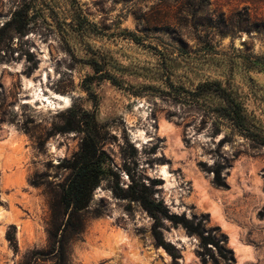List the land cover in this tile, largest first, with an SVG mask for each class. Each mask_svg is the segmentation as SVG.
<instances>
[{
  "label": "rangeland",
  "instance_id": "1",
  "mask_svg": "<svg viewBox=\"0 0 264 264\" xmlns=\"http://www.w3.org/2000/svg\"><path fill=\"white\" fill-rule=\"evenodd\" d=\"M24 80L38 87L32 103ZM206 83L264 138V0H0V207L14 218L0 220V264H53L34 254L60 222L50 205L87 126L104 175L68 264H203L199 240L166 210L205 218L228 264H264V144L230 125ZM54 94L69 106L50 105ZM118 233L124 247L95 256Z\"/></svg>",
  "mask_w": 264,
  "mask_h": 264
},
{
  "label": "trees",
  "instance_id": "2",
  "mask_svg": "<svg viewBox=\"0 0 264 264\" xmlns=\"http://www.w3.org/2000/svg\"><path fill=\"white\" fill-rule=\"evenodd\" d=\"M248 22L250 20L248 19ZM254 28L262 27V25L252 22ZM136 40V39H135ZM204 87L213 92L214 97L220 100L221 110L224 112V117L229 121L232 127L243 131L252 139L264 144V138L252 133L247 127L246 117L240 104L225 89L215 83H206ZM73 110V109H72ZM73 113L72 111H70ZM82 113L86 114V111ZM74 126L69 129H59V132L65 133L74 130L78 125L79 119L73 117ZM104 153L100 149V139L92 132L90 127H86L85 136L83 137L78 152L73 156L72 160L66 164L65 168L70 171L68 179L63 186L59 199L56 204L50 205L52 219L55 221L61 218L57 225H53L48 233V250L46 253L38 251L35 256H49L53 264H68L67 242L69 239H78L83 233L84 226L81 219V214L87 212L93 197L94 191L100 185L103 179L104 170ZM213 182L217 187H223L224 182L220 172H215ZM149 203L147 210L151 213ZM165 218L175 226H181L189 236H195L199 240L202 252L199 254L203 264H228L234 263L235 257L232 250L225 246L223 237H216L212 231L205 234L204 220L202 218L195 222L194 220L186 219L184 215L169 216L165 211ZM155 223L153 225V236L158 245H162L159 228L162 225V217L151 213ZM55 223V222H54ZM211 245V246H209ZM169 248L170 246H166ZM215 249L217 256L212 252Z\"/></svg>",
  "mask_w": 264,
  "mask_h": 264
},
{
  "label": "bare ground",
  "instance_id": "3",
  "mask_svg": "<svg viewBox=\"0 0 264 264\" xmlns=\"http://www.w3.org/2000/svg\"><path fill=\"white\" fill-rule=\"evenodd\" d=\"M23 85H24V88L26 90H29L30 94H28V96H25L26 100L29 99V101H27L28 103H32L35 99L37 100L38 97H39V94L37 93L38 92V87L36 84H33L31 81L29 80H24L23 81ZM41 98V97H40ZM44 98V97H43ZM42 99V98H41ZM40 99V100H41ZM46 98H44L45 100ZM58 102L59 105H62L63 108H67L69 106V99H66L64 97H62V95H58V94H54L53 97H52V100H49V99H46V101L50 104V105H54L55 102ZM69 101V102H68ZM56 105V104H55ZM140 137H142V134L140 133L139 134ZM159 172H160V175L163 176L166 180H167V170L165 167H161L159 169ZM167 177V178H166ZM0 220H4L6 222V224L8 222H12L14 221V218H12L9 214H7L3 208L0 207ZM127 235V234H126ZM125 238L126 236L124 237V235H122L121 233L117 235V237H115V240L112 242H108V244H105L102 248H100V250L98 252H96V255L95 256H98L99 258H101L100 256H107L108 254L110 253H113V251H115L117 249V247L119 246V244L122 245V248L124 247V243H125ZM127 239V238H126ZM127 241V240H126ZM131 246V245H130ZM121 247V246H119ZM129 248V247H128ZM137 250V249H136ZM128 251V249H127ZM138 252V251H137ZM95 259H97V257H95ZM138 256V255H137ZM147 257V256H145ZM136 259V258H135ZM137 263V262H136ZM142 263V262H140ZM138 263V264H140Z\"/></svg>",
  "mask_w": 264,
  "mask_h": 264
}]
</instances>
